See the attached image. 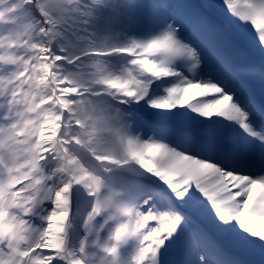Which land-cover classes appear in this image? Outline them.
<instances>
[{
	"label": "snow or ice",
	"instance_id": "6c2138e0",
	"mask_svg": "<svg viewBox=\"0 0 264 264\" xmlns=\"http://www.w3.org/2000/svg\"><path fill=\"white\" fill-rule=\"evenodd\" d=\"M0 264H264V0H0Z\"/></svg>",
	"mask_w": 264,
	"mask_h": 264
}]
</instances>
